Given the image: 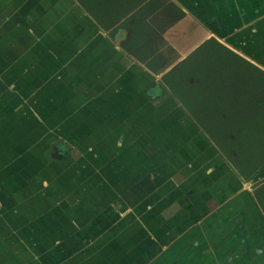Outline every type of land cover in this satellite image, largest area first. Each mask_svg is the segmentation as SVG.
<instances>
[{"label": "crops", "instance_id": "0c3cea01", "mask_svg": "<svg viewBox=\"0 0 264 264\" xmlns=\"http://www.w3.org/2000/svg\"><path fill=\"white\" fill-rule=\"evenodd\" d=\"M210 39L264 72V0H0V264H264L256 188L160 82Z\"/></svg>", "mask_w": 264, "mask_h": 264}, {"label": "trees", "instance_id": "16d2710c", "mask_svg": "<svg viewBox=\"0 0 264 264\" xmlns=\"http://www.w3.org/2000/svg\"><path fill=\"white\" fill-rule=\"evenodd\" d=\"M212 69L232 73L219 72L216 76ZM241 71L244 75L239 74ZM160 82L228 163L237 167L239 175L241 167H252L249 173L244 171V181L263 169V71L210 39ZM254 198L264 213V184L254 190Z\"/></svg>", "mask_w": 264, "mask_h": 264}, {"label": "rangeland", "instance_id": "374dc122", "mask_svg": "<svg viewBox=\"0 0 264 264\" xmlns=\"http://www.w3.org/2000/svg\"><path fill=\"white\" fill-rule=\"evenodd\" d=\"M158 158V161L160 160V156H158L157 157ZM246 168V169H245ZM252 167H241L240 169V172L242 173V175H244V171L245 172H250L252 169H251ZM245 169V170H244ZM262 173H264V167H263V169L258 173V174H256V176H254L252 179H250L249 181H246V182H251L250 184L251 185H253L252 187L253 188H258V185H261L262 183L264 184V174H262ZM262 184V185H263ZM256 189H254V190H256ZM250 237V236H249ZM248 237V238H249ZM249 240H250V238H249ZM253 240V239H252ZM244 241H245V236H244ZM246 242V241H245ZM237 247V246H236ZM244 252V251H243ZM245 253V252H244ZM250 253V252H249ZM233 254H235V253H233ZM240 254V253H239ZM239 254L237 253V255L236 256H238L239 257ZM220 257H223V253H221L220 254ZM237 257V258H238ZM240 258V257H239ZM249 259H251V260H254L255 259V253H250V257H249ZM247 262H246V260H244V264H246ZM238 264H241V262H238Z\"/></svg>", "mask_w": 264, "mask_h": 264}, {"label": "flooded vegetation", "instance_id": "af4514ba", "mask_svg": "<svg viewBox=\"0 0 264 264\" xmlns=\"http://www.w3.org/2000/svg\"><path fill=\"white\" fill-rule=\"evenodd\" d=\"M222 155V154H221ZM223 156V155H222ZM224 157V156H223ZM227 160V159H226ZM228 161V160H227ZM229 162V161H228ZM230 164V163H229ZM231 165V164H230ZM232 166V165H231ZM233 170H234V172L237 174V175H239L238 173H237V167H231ZM254 195V194H253ZM261 209V208H260ZM262 211V210H261ZM263 213V212H262ZM264 214V213H263ZM245 252V251H244Z\"/></svg>", "mask_w": 264, "mask_h": 264}]
</instances>
